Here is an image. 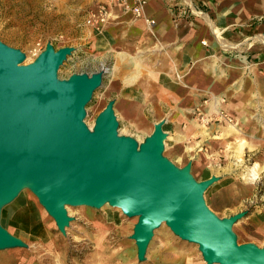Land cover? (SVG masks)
Masks as SVG:
<instances>
[{"label":"water","instance_id":"95a60500","mask_svg":"<svg viewBox=\"0 0 264 264\" xmlns=\"http://www.w3.org/2000/svg\"><path fill=\"white\" fill-rule=\"evenodd\" d=\"M71 46L47 43L33 62L0 41V208L27 187L65 233L68 206L119 208L137 217L130 238L142 261L154 231L164 223L194 243L206 264H264V247L238 243L237 212L219 218L204 192L218 177L196 180L191 163L176 166L163 155V122L138 142L121 135L109 100L90 129L85 107L103 82L102 70L59 79L57 70ZM23 240L0 225V250L23 247Z\"/></svg>","mask_w":264,"mask_h":264},{"label":"crops","instance_id":"0c3cea01","mask_svg":"<svg viewBox=\"0 0 264 264\" xmlns=\"http://www.w3.org/2000/svg\"><path fill=\"white\" fill-rule=\"evenodd\" d=\"M87 31L90 50L109 66L103 91L120 126L134 136L162 121L166 157L178 167L190 162L192 174H203L196 180L218 175L209 162L224 156L215 149L228 146L223 137L241 136L252 116L254 130L264 129V0H147L141 17L115 4L101 30ZM197 107L222 109L238 124L200 128ZM242 219L264 230L263 214Z\"/></svg>","mask_w":264,"mask_h":264},{"label":"rangeland","instance_id":"374dc122","mask_svg":"<svg viewBox=\"0 0 264 264\" xmlns=\"http://www.w3.org/2000/svg\"><path fill=\"white\" fill-rule=\"evenodd\" d=\"M100 1L0 0V41L24 53L22 65L33 62L47 43L55 48L73 47V52L57 70L59 79L99 70L105 74L109 66L90 50L87 30L92 26L86 23L88 13ZM103 89L104 82L85 107L83 120L90 129L111 97ZM253 117L245 124L241 136L239 133L223 137L229 140L228 146L215 149L222 150L224 156L215 164L209 162L208 167L215 170L218 180L203 196L206 205L219 218L251 211L264 215V129L257 123L259 131L254 130ZM233 123L238 124L235 120ZM118 131L129 135L120 124ZM147 135L141 129L134 131L133 137L141 142ZM254 136L261 145L248 146ZM168 153L164 141L163 155ZM255 164L259 169L250 180ZM192 175L196 179L203 176L196 170ZM67 211L72 220L63 234L31 190L21 189L11 202L0 208V225L23 240L25 246L1 249L0 264H206L196 244L181 240L164 223L154 231L145 258L139 261L136 245L130 238L137 217L129 218L109 204L100 208L68 206ZM233 231L238 243L255 241L264 247V230L253 227L250 222H243L241 218L233 225Z\"/></svg>","mask_w":264,"mask_h":264},{"label":"built area","instance_id":"2783aa9c","mask_svg":"<svg viewBox=\"0 0 264 264\" xmlns=\"http://www.w3.org/2000/svg\"><path fill=\"white\" fill-rule=\"evenodd\" d=\"M147 0H102L100 1L94 9L88 13L86 23L92 26L96 30H101L106 23L109 15V7L115 4L128 5L131 12L136 17L143 16L144 7ZM149 24L152 20H146ZM221 103L225 102L224 98L220 99ZM193 117L199 122L200 125L206 126L213 122H225L230 124L233 122L232 117L222 109H216L214 112L205 113L202 108L197 107L193 110Z\"/></svg>","mask_w":264,"mask_h":264},{"label":"bare ground","instance_id":"6f19581e","mask_svg":"<svg viewBox=\"0 0 264 264\" xmlns=\"http://www.w3.org/2000/svg\"><path fill=\"white\" fill-rule=\"evenodd\" d=\"M259 166L257 165V164H255L252 168H251V174H250V177H249V179L251 180V179H253L255 176H256V174H257V171H258V168Z\"/></svg>","mask_w":264,"mask_h":264}]
</instances>
